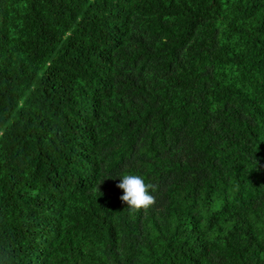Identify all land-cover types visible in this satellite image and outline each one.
Listing matches in <instances>:
<instances>
[{"label": "trees", "instance_id": "trees-1", "mask_svg": "<svg viewBox=\"0 0 264 264\" xmlns=\"http://www.w3.org/2000/svg\"><path fill=\"white\" fill-rule=\"evenodd\" d=\"M0 264H264V0H0Z\"/></svg>", "mask_w": 264, "mask_h": 264}, {"label": "clouds", "instance_id": "clouds-1", "mask_svg": "<svg viewBox=\"0 0 264 264\" xmlns=\"http://www.w3.org/2000/svg\"><path fill=\"white\" fill-rule=\"evenodd\" d=\"M116 178L119 179L116 187L122 192L119 200L126 205L125 208L130 213L135 214L142 210H148L156 203V198L153 195L156 188L153 184L147 183L143 175L125 172ZM116 178L109 177L108 179ZM97 193L100 194L98 191Z\"/></svg>", "mask_w": 264, "mask_h": 264}]
</instances>
